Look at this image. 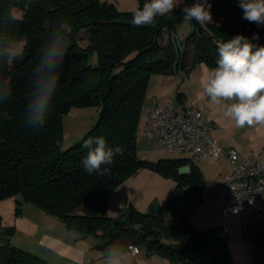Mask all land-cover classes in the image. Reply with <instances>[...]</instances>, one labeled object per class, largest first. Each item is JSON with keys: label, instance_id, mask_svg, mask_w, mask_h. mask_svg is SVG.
Here are the masks:
<instances>
[{"label": "trees", "instance_id": "1", "mask_svg": "<svg viewBox=\"0 0 264 264\" xmlns=\"http://www.w3.org/2000/svg\"><path fill=\"white\" fill-rule=\"evenodd\" d=\"M146 0H138L141 8ZM212 23L192 22L185 39V70L196 64L214 66L217 45L236 35L252 38L264 34V25L243 19L238 0H208ZM108 0H0V37L13 43L23 40L18 62L0 66V82L12 89L0 111V200L19 197L46 214L60 219L69 230L102 239L96 247L138 245L147 256L167 264H232L228 235L223 226H194L191 210L206 197L203 173L188 157L159 158L137 154L136 132L147 86L153 74H174L183 66V51L175 28L184 19L180 9L158 17L153 26H133L131 14ZM21 12L15 16L13 10ZM12 19H11V18ZM61 21L71 27L59 85L44 125L33 130L23 123L22 113L30 94L31 71L48 34ZM84 37L86 45H80ZM253 43L264 45V37ZM96 56V64L90 57ZM97 108L98 116L84 135L60 149L63 115L71 107ZM104 136L111 147H121L109 171L89 175L80 161L86 154L83 140ZM188 171H180L183 166ZM139 168L153 169L175 181L163 204L151 202L145 211L126 202L119 216L106 212L107 196ZM184 200L178 204L177 198ZM13 227L0 226V264H52L10 242ZM253 245L255 264H264V217L245 227Z\"/></svg>", "mask_w": 264, "mask_h": 264}, {"label": "clouds", "instance_id": "2", "mask_svg": "<svg viewBox=\"0 0 264 264\" xmlns=\"http://www.w3.org/2000/svg\"><path fill=\"white\" fill-rule=\"evenodd\" d=\"M238 6L243 19L264 25V0H238ZM178 8L185 22L212 23L208 0H194L191 5L184 4V0H146L131 14L130 23L136 27L153 26L158 17ZM70 33V25L61 21L48 34L31 71L30 94L22 119L34 131L44 125L50 112ZM258 39L259 34L254 33L252 38L236 35L220 42L214 66L206 65L200 80L201 97L219 106L222 115L237 128L264 125V45L253 43ZM20 57L13 42L0 37V66L18 62ZM11 95L12 89L0 82V109ZM0 117L12 120L7 111H0ZM82 148L87 151L80 163L89 175L106 174L114 157L123 154L121 147L109 146L102 135L89 136L83 140ZM133 255L134 250L130 246L113 244L104 250V264H132Z\"/></svg>", "mask_w": 264, "mask_h": 264}, {"label": "crops", "instance_id": "3", "mask_svg": "<svg viewBox=\"0 0 264 264\" xmlns=\"http://www.w3.org/2000/svg\"><path fill=\"white\" fill-rule=\"evenodd\" d=\"M193 2L194 0H184L186 5H191ZM177 45L183 51L184 63L185 41ZM205 66L206 64L199 63L190 70H185L186 64L182 66L179 63L174 74L151 75L140 117V120L143 119V125L148 104L151 102L159 105L172 104L177 110L187 105H195L201 110L203 118L212 125V137L219 145L224 148L234 147L240 153L252 150L264 154V125L237 128L232 121L222 115L219 106L201 97L200 80ZM213 162L215 170L222 179L230 168L227 159L219 155L213 159ZM218 165L220 167L223 165V167L218 169ZM174 188V179L165 177L153 169L139 168L109 192L106 212L109 216L116 218L126 202H130L140 211H145L151 202L163 204ZM204 194L206 196L204 200L189 213L191 223L202 229L216 225L223 226L228 235L232 264H255L253 245L247 239L245 227L247 224H255L264 217V208L255 220H244L240 213H222L223 196L213 197L211 188H206V183ZM16 202L17 199L14 196L0 200V226L14 228L10 236L12 244L15 243L14 245L37 254L52 264H90L87 251H84L85 248L80 246L77 239L65 237L64 233L62 235L56 232V227L47 225V222H41L33 216L26 217L22 213L16 214ZM36 216L44 218L40 214ZM47 221L49 222L50 219ZM51 223L55 224L54 221ZM57 224L60 230L65 227L63 222ZM68 231L67 234L71 232ZM154 264H157L156 261Z\"/></svg>", "mask_w": 264, "mask_h": 264}, {"label": "built area", "instance_id": "4", "mask_svg": "<svg viewBox=\"0 0 264 264\" xmlns=\"http://www.w3.org/2000/svg\"><path fill=\"white\" fill-rule=\"evenodd\" d=\"M144 133L155 138L166 149L188 152L191 159L213 160L224 156L230 166L221 180L213 183L211 195L223 196L222 213L261 212L264 208V154L236 148H224L212 137V125L201 110L187 105L177 110L172 104H148ZM134 255L141 249L130 245Z\"/></svg>", "mask_w": 264, "mask_h": 264}, {"label": "rangeland", "instance_id": "5", "mask_svg": "<svg viewBox=\"0 0 264 264\" xmlns=\"http://www.w3.org/2000/svg\"><path fill=\"white\" fill-rule=\"evenodd\" d=\"M109 2H116L115 6L118 10H134L137 8L138 0H108ZM15 16H20L21 12L18 10H13L12 12ZM193 29L192 22H185L184 20L179 23L175 28V38L178 44L183 43L190 34ZM264 34L259 33V39L263 38ZM24 41H16L14 42V47L17 52H20L22 49ZM80 45L85 46L86 41L84 37H82L79 41ZM187 62V56L184 59L183 65ZM90 63L92 65L96 64V56L93 55L90 57ZM180 70V69H179ZM97 108L94 106L88 107H71L68 113L63 115L62 123H63V134L62 139L60 142V149L64 150L78 141L84 133L90 128L92 124L95 123L97 116H98ZM143 119L140 120L137 132H136V145H137V154L140 158H144L150 161H156L159 158H175V157H188L191 158L188 152H179L174 150H169L163 147L155 138H150L145 135L144 133V125ZM195 163L202 169L204 180L206 183V188H212L214 182L220 184L221 177L219 173L215 170L214 165L215 163L213 160L200 158L196 159ZM224 165V164H223ZM223 165H221L223 167ZM218 169H221L219 165L217 166ZM188 166H183L180 168V171H186ZM184 198L179 196L177 198L178 204L182 203ZM19 207L20 213L22 215L29 217L33 216L37 219H40L41 222H47V225L56 227V232H59L65 237H72L73 239H77L78 243L81 247H84L87 251V258L90 264H104V254L102 250H99L96 245L102 242V239L94 236V235H82L77 231L70 230L71 232L67 234L69 229L67 227H63L60 230L57 223H60V219L55 216L46 214L41 209L37 208L30 202L24 201L22 198L19 197ZM28 203V204H24ZM16 208V206H15ZM16 210V209H15ZM37 214L42 215L44 218H38ZM239 214V213H238ZM242 218L244 220H255L258 218L261 213L257 212H242ZM19 215V214H18ZM45 219V220H44ZM47 219H50L48 222ZM54 219V220H52ZM51 221H54L55 224H52ZM62 223V222H61ZM58 227V228H57ZM15 244V243H14ZM97 251V252H96ZM91 260V261H90ZM156 261L157 264H167V261L163 258H159L156 256L148 257L142 250L138 253L133 255L132 264H154Z\"/></svg>", "mask_w": 264, "mask_h": 264}]
</instances>
